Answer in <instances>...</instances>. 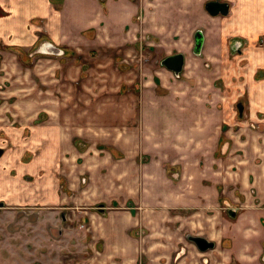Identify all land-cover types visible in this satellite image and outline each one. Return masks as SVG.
Here are the masks:
<instances>
[{"label":"rangeland","instance_id":"374dc122","mask_svg":"<svg viewBox=\"0 0 264 264\" xmlns=\"http://www.w3.org/2000/svg\"><path fill=\"white\" fill-rule=\"evenodd\" d=\"M15 1L0 0L1 13L13 17L0 21V264L229 263L217 244L201 253L188 240L209 237L197 209L177 202L198 192L197 169L205 167L193 139L204 104L203 119L222 130L215 156L230 163L212 178L227 183L225 172L263 162L264 107L246 80L249 68L255 82L264 80V50L253 67L232 57L243 44L230 45L227 67L198 66L187 55L170 78L161 61L175 50L138 38L143 13L114 15L115 0H98L100 14L73 23L62 14L57 30ZM27 19L32 38L17 29ZM66 19L93 26L70 32ZM255 47L264 49V40ZM168 162L182 165L173 183L163 172ZM233 192L243 202L234 187L223 195L234 203ZM223 204L224 216L236 218L237 204Z\"/></svg>","mask_w":264,"mask_h":264},{"label":"crops","instance_id":"0c3cea01","mask_svg":"<svg viewBox=\"0 0 264 264\" xmlns=\"http://www.w3.org/2000/svg\"><path fill=\"white\" fill-rule=\"evenodd\" d=\"M104 1V4H106L107 1L109 2V0ZM115 1L116 3L112 2L111 9L114 15L128 12V18L130 19L134 14L143 13L144 16L138 25V38L147 39V42H151V44L157 39V43L159 44H162L161 41H163L164 45H170L171 49L175 50L174 54L180 53L183 55V69L185 67L187 55L190 56V58L194 60L193 62L198 66H200L202 60L204 65L208 67H210L208 64L210 61L220 62V67H227L230 59L240 54L243 58H248L249 67L255 66L258 60H261V58H255V54L264 49L259 48L256 50L255 45L259 40H264V0H219L228 4V15H217L214 17L210 16L205 11V4L214 0ZM15 2L23 4L19 6V8L25 7L27 12H24V14L38 12L43 18L49 19L51 26L57 30L58 27H60L62 14H64L65 17L66 15L69 16V21L71 19L76 21L78 19L80 22H84L86 21L85 19L88 20V16H92L93 13L100 14L101 11V3L98 0H63V8L58 9L52 7L50 0H19ZM104 4H102V6ZM109 4L110 2L108 5ZM33 5H37L41 10L37 9L38 11H35ZM7 15L8 14H2L0 10V21L10 19L9 22H11L13 17ZM74 21L70 22L73 23ZM70 22L66 19L64 30L71 32L79 29L82 33L85 31L81 30L93 26L90 21L89 24L86 23L81 27H79L80 24H77L76 28ZM30 24V19H27L25 22H20L17 27L18 31L26 38L33 37ZM198 30L201 31L203 35V47L201 48L200 54L196 56L194 54L191 55L193 52L190 48L193 43V35ZM119 33L120 35H124V31L122 30L121 32L119 31ZM241 44L247 47L239 51L236 49L237 53L230 57V45L237 47ZM263 54L264 52L262 51V54L258 56ZM261 62H264V60L262 59ZM249 69L246 81H251L253 84L255 83L256 86L252 88V90H248V93L251 94L250 97L253 99H255L256 96V100H254L255 105L264 107V80L255 82L252 79L255 70ZM164 70L170 73V78H174L172 72L165 68ZM222 71L223 70H221V73ZM224 71H226V69ZM191 107L192 105L187 109H191ZM254 109L256 110V107H254ZM205 113L206 105L204 104L201 115L205 117ZM204 117L200 120L197 119V123H200V126L195 134L196 137L193 138L195 139L194 142H197L199 147V160L202 159L203 164L205 163V167L197 169L200 171V173L197 172L196 176V181L198 183L197 187L199 189L197 188L198 192L194 196H191L192 198L183 196V202H177V204H188V206L197 209L198 213H196L201 215L200 221H203V225L206 226L203 231L206 230V236L215 239L218 247L217 252L224 255V258L227 259L229 263L264 264V159L261 164H254L252 162V165L240 166L237 172L232 169L229 171L226 170L227 172L225 173L228 176L227 183H223L222 178H212L211 174L213 173L221 174L218 170L229 169L230 163L227 157L221 161L220 158H216L215 156L219 141L222 138L220 124H216L215 119H203ZM189 124L190 123H188V125ZM214 124L217 125L216 129L213 127ZM260 136L264 142V134L260 133ZM259 138L258 136V138L254 140L256 145L258 142H261ZM228 139L232 140L230 137H228ZM153 140V138H150L147 142L151 143ZM247 141L251 142L249 140ZM225 142L226 143L220 147L221 154H225L229 148L230 143L228 140H225ZM149 147L155 150L152 144H150ZM260 147L264 152V144ZM161 150H163V147H161ZM160 163L162 164L163 162L160 161ZM167 166L168 167L165 166L163 169L164 176L173 183L177 178L171 179L172 177L170 174H173V170H179L182 165L180 163L175 164L168 162ZM202 169L204 170L201 174ZM230 187L239 190V195L242 197L243 202L235 197V192H233L232 195L235 201L234 203H232L230 198L227 199L228 197L225 196V193V195H223L224 189L230 190ZM224 201L228 206H235L237 204L239 209L236 213V218L230 219L224 216V211H226L223 204ZM208 211L212 212L211 217H208ZM224 241L227 244V248H223ZM229 263L225 262V264Z\"/></svg>","mask_w":264,"mask_h":264},{"label":"water","instance_id":"95a60500","mask_svg":"<svg viewBox=\"0 0 264 264\" xmlns=\"http://www.w3.org/2000/svg\"><path fill=\"white\" fill-rule=\"evenodd\" d=\"M205 11L210 15V16H217V15H222V16H227L228 11H229V6L227 3L221 2L219 0H214L207 2L205 4ZM203 46V35L201 31H196L193 35V54L194 55H199L201 52V48ZM184 65V57L182 54H174L170 55L168 57H165L161 61V66L166 68L168 71L173 72L174 75L178 76L183 69ZM239 107V112H241V106L238 105ZM2 150L0 149V156L2 155ZM234 211H230V216H234ZM188 240L192 243L195 244L197 249L201 252H205L207 250L213 249L214 248V243L213 242H208L206 239L202 237H192L188 236Z\"/></svg>","mask_w":264,"mask_h":264},{"label":"flooded vegetation","instance_id":"af4514ba","mask_svg":"<svg viewBox=\"0 0 264 264\" xmlns=\"http://www.w3.org/2000/svg\"><path fill=\"white\" fill-rule=\"evenodd\" d=\"M100 1H101V0H100ZM100 1H99V2H100ZM102 1H104V0H102ZM50 2H55V0H50ZM100 3H101V2H100ZM101 5H102V3H101ZM42 43H44V42H42ZM175 54H177V53H175ZM179 54H180V53H179ZM173 55H174V54H173ZM183 66H184V65H183ZM163 68H164V67H163ZM165 69H166V68H165ZM170 72H171V71H170ZM172 73H173V72H172ZM173 75H174V74H173ZM237 107H238V106H237ZM238 109H239V107H238ZM2 154H3V152H2ZM1 156H2V155H1ZM1 156H0V157H1ZM101 207H102V206H101ZM234 217H235V216H234ZM198 237H200V236H198ZM202 238L206 239L208 242H213V243L215 242V243H214V248H215L216 241H212V240H210L209 238H205V237H202ZM191 243H192V242H191ZM192 244H194V243H192ZM194 245H195V244H194ZM195 247H196V246H195ZM196 248H197V247H196ZM214 248H213V249H214ZM213 249H210V250H213ZM207 251H209V250H207ZM200 252H201V251H200ZM205 252H206V251H205ZM201 253H204V252H201Z\"/></svg>","mask_w":264,"mask_h":264}]
</instances>
